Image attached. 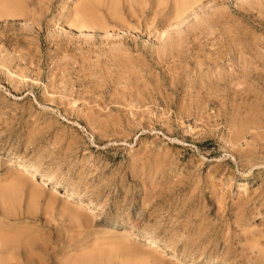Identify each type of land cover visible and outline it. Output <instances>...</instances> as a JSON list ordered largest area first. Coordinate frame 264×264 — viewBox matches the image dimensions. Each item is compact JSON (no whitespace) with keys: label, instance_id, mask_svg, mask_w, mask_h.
Instances as JSON below:
<instances>
[{"label":"rangeland","instance_id":"rangeland-1","mask_svg":"<svg viewBox=\"0 0 264 264\" xmlns=\"http://www.w3.org/2000/svg\"><path fill=\"white\" fill-rule=\"evenodd\" d=\"M263 139L264 0H0L10 263L264 264Z\"/></svg>","mask_w":264,"mask_h":264},{"label":"bare ground","instance_id":"bare-ground-1","mask_svg":"<svg viewBox=\"0 0 264 264\" xmlns=\"http://www.w3.org/2000/svg\"><path fill=\"white\" fill-rule=\"evenodd\" d=\"M15 3V2H14ZM5 4V3H4ZM9 4V3H8ZM10 4H12V3H10ZM9 4V5H10ZM20 4V3H19ZM17 6V5H16ZM7 7H8V5H7ZM92 7V6H91ZM159 7V6H158ZM155 8V7H154ZM21 10V9H20ZM133 10V9H132ZM108 11V10H107ZM87 12V11H86ZM85 12V13H86ZM90 12H88V14H89ZM93 13V12H92ZM133 14V13H132ZM18 15V14H17ZM91 15V14H90ZM145 19V18H144ZM87 21V18L84 16V14H82L81 15V19L79 20V25H81V29L82 28H84V27H86L85 26V22ZM145 22V21H144ZM168 22H169V20H168ZM88 23V22H87ZM100 25V24H99ZM89 27V26H88ZM88 27H86V28H88ZM155 29V28H154ZM152 30V29H151ZM260 133V132H259ZM251 135H252V133H251ZM254 136V135H253ZM256 137V136H255ZM258 140V139H257ZM263 141H264V139H263ZM263 147V146H262ZM8 166H15V168H16V172H18V174L20 173V174H24L23 176L24 177H26V178H29L30 180H33V181H36V182H38L39 181V179H41V184H42V186H51L52 185V188L53 187H55V186H58V183H56V182H53V181H51L50 179H48V178H46L44 175H42V174H39L31 165H29L28 163H26V162H21V161H17V160H14V159H8L7 160V167ZM18 176V175H17ZM19 177V178H18ZM18 177H15V178H13L14 180L12 181L13 182V186L14 185H18L19 183H18V181L21 179L20 177L21 176H18ZM26 182V181H25ZM22 183V182H21ZM242 183H244V182H242ZM12 186V184H11V187H13ZM49 186V187H50ZM16 188V187H15ZM6 189V188H5ZM55 189V188H54ZM6 191H7V189H6ZM3 192V191H2ZM6 193V192H5ZM2 195V194H1ZM63 196V199H64V201H66V202H72L73 201V197L71 196V194L68 192V191H64V194L62 195ZM76 200V199H75ZM76 206H77V209H79V211L80 210H85V211H93L94 212V210L96 209V207H95V205L93 204V203H89V202H87V201H81V200H77V203L75 202L74 203ZM98 210V209H97ZM96 211V210H95ZM121 232V236L122 237H130V236H132V235H134V233H133V229H131V228H124V229H122V231H120ZM2 236V235H1ZM120 236V237H121ZM4 238H2L1 239V237H0V264H12V263H14V262H12V263H10L11 262V260H12V258H13V253H12V250H13V247H11L12 245V243H10L9 242V240L10 239H6L5 240V242H4V240H3ZM127 239V238H126ZM8 240V241H7ZM12 242H14L13 240H12ZM15 243V242H14ZM140 243H142V245H143V247H146L147 245L145 244V243H148L150 246H147L146 248L148 249V250H156L157 252H163L164 251V248H163V246L162 245H158L157 244V242L154 240V239H152L151 237H148V236H141L140 237ZM144 243V244H143ZM119 244V243H118ZM14 245V244H13ZM141 245V246H142ZM17 246V245H16ZM20 246H18V248H19ZM30 247V246H29ZM14 248H16V249H18L17 247H14ZM16 249H15V252H16V254H18V250L16 251ZM29 249V248H28ZM27 249V250H28ZM33 250V249H32ZM29 251H30V249H29ZM31 252V251H30ZM29 252V253H30ZM5 253H7L6 255H8V256H5ZM12 253L13 255H12V258H10L11 256H9L10 254ZM25 253H28V252H25ZM28 253V255H30ZM32 253V252H31ZM4 254V255H3ZM20 254V253H19ZM3 257H2V256ZM28 255H27V257H28ZM32 255V254H31ZM19 256V255H18ZM163 256V255H162ZM7 257V262L6 261H2V260H4V258H6ZM11 259H9V258ZM16 257H17V255H16ZM13 258V260L15 259H17V258ZM27 257H25V258H27ZM30 257V256H29ZM28 257V258H29ZM3 258V259H2ZM27 258V260H31V257H30V259H28ZM170 258H176L177 259V256L175 257V255H170ZM174 260V259H173ZM18 261V260H17ZM29 262H32V261H29ZM16 263V262H15ZM14 263V264H15ZM18 263V262H17ZM20 263V262H19Z\"/></svg>","mask_w":264,"mask_h":264}]
</instances>
